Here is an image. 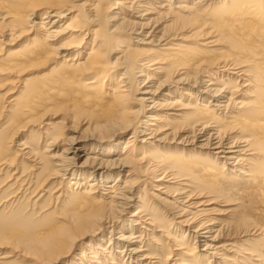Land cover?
<instances>
[{
	"label": "bare ground",
	"instance_id": "6f19581e",
	"mask_svg": "<svg viewBox=\"0 0 264 264\" xmlns=\"http://www.w3.org/2000/svg\"><path fill=\"white\" fill-rule=\"evenodd\" d=\"M216 2L221 4L217 13L201 16ZM82 12L89 24L86 33L83 24L74 23ZM111 49L116 52L113 61L107 56ZM32 71L40 74L27 75ZM222 77L239 87L226 91L219 83ZM135 85L141 96L129 98ZM0 89L6 96L0 106V184L28 181L27 176L20 179L25 169L19 170L18 156L46 171L31 197L54 176L59 180L46 183L55 186L49 195L69 192V200L72 194L71 206L61 212L63 222L30 235L0 233V243L11 244L17 256L32 264L92 262L94 247L83 242L98 240L99 232L126 221L120 213L136 201L129 225L118 235L123 242L137 244L135 238L147 235L141 223L154 222L139 215L143 209L156 216L169 213L167 222L184 226V234L192 228L189 253L167 236L173 243L167 242L171 251L164 260L171 264H189L179 254L198 262L208 254L209 262H232L235 253L246 252L236 237L263 238L264 226L250 223L255 215L264 221V0H0ZM131 100L139 107L133 108ZM57 110L91 119L87 127L92 132L72 129L58 145L59 135L49 133L55 117L49 112ZM32 130L41 145L28 137L14 143ZM166 141L178 151L159 149ZM11 145L14 153L8 154ZM190 152L202 156H182ZM134 163L143 165L134 169ZM131 168L157 174L152 186L157 192L151 195L163 208L153 209L149 199H140L137 191L142 189L132 182ZM68 177L70 188L76 187L60 192V179ZM235 177L243 184L234 189L238 194L261 190L262 209L239 217L232 207L215 208L224 202L222 194L231 200L235 184L231 188L226 182ZM134 225L142 232L134 234ZM157 227L154 223L151 232H163ZM80 244L85 250L75 253ZM144 250L123 245L115 253L125 252L132 263H161ZM245 254L264 264V248Z\"/></svg>",
	"mask_w": 264,
	"mask_h": 264
},
{
	"label": "rangeland",
	"instance_id": "374dc122",
	"mask_svg": "<svg viewBox=\"0 0 264 264\" xmlns=\"http://www.w3.org/2000/svg\"><path fill=\"white\" fill-rule=\"evenodd\" d=\"M220 5L221 4H218L217 2H216V4L212 3L210 6L207 7L206 12L205 11L202 12L201 16H204L205 14L206 15L207 14L212 15V14H214L213 12L217 13V11L220 10V8H219V7H221ZM106 13L110 14L111 12L105 11V14ZM80 15L81 16H79V17H75L74 23L75 24L80 23L81 25L83 24L84 26L81 29L84 31L83 33H86L87 28L89 26V24L88 25L85 24L86 23V14H85V12H82ZM125 18H129V16H127V14H125ZM129 19H132V18H129ZM169 30L171 31V33H173V34L175 33V30H173L172 28H169ZM184 33H186V32L184 31ZM131 37H132L133 41H136L135 39H138L137 34H132ZM98 39H100V37ZM24 42L25 41L22 40V42L21 43L18 42L19 44H17V45L20 46ZM174 42H176V41L172 40V43H174ZM128 43L129 42L125 40V43H123V44L130 45ZM114 46H116V45H114ZM9 47H14V46H9ZM115 48H117V47H115ZM152 55H153V53H152ZM107 56H108V58H110L113 61L114 57L116 56V52L111 49ZM107 70H109V68H107ZM110 72H112V71H110ZM134 72H136V71H134ZM118 73H119V71L117 72V74ZM38 74H40L38 71H32V72L27 73V75L32 76V77L36 76ZM161 78H164V77H161ZM38 80H40L39 77H38ZM115 80H117V76H115ZM219 83L226 86V88H225V89H227L226 91L231 90L234 87H239L238 85L235 84V82L233 80H231L228 83V81L225 80V77H222V80H220ZM150 84L151 83H149L148 85H150ZM221 86L222 85H218V87H220V88H221ZM3 87H8V85L5 84L4 86H2V88ZM4 91L5 90L2 91L0 89V106L1 107L5 105V100H6V96L4 95ZM133 94L134 95L129 96V98H132L135 96L138 98L139 96H141V94H138V92H137V86L136 85L133 86ZM224 94L229 95V92H225ZM130 103H131L130 105L133 106V108L139 107V105H138L139 102H137L135 100H131ZM39 110H41V109H39ZM168 112H171V111L167 110V113ZM49 113H50L49 115L55 116V117H53V119L51 121L49 133H55V134L59 135L58 145H62L65 142V137L69 136L72 133L71 132L72 129H74V130L79 129L80 131H83V129L85 127H87L89 123L91 124V122H92V120L87 118V117L72 118V116H70L67 112H65L63 110H57L55 113L53 111H50ZM3 116H4V113H3ZM48 117H50V116H48ZM34 125H36V124H34ZM71 125H75L76 128H72ZM39 127H42V125L40 124ZM88 128L89 127L85 128L84 130H86ZM34 129H36V128H34ZM91 130H92V126H90L88 133H91L92 132ZM130 131L125 132L123 139L125 138V136ZM33 133L34 132L32 130V132H27L24 135H22L21 137H16L14 140V143H17V141L20 140L22 137L31 138L30 141H32L33 143L37 142L36 138L35 139L33 138L35 135ZM40 141H41V138L37 142V145L40 144ZM92 142H97V141H90L89 143H92ZM104 143H106V142H104ZM164 143H165L164 145H166V146H163V147L160 146L162 148H159V149H167L169 152L178 151V149H179V147H177V146H175V147L169 146V145H171V143H174V142L166 141ZM98 144H101V143H98ZM122 145L123 144H121L119 146V148H120L119 150L122 149L121 148ZM35 146H36V144H35ZM13 149H14L13 145H11L8 149V154H13L14 153ZM84 152H80L81 155L85 154ZM141 155H142V153L140 151L138 153V156L140 157ZM185 155H188V156L190 155L191 157L202 156V155L196 154L195 152H190L189 154H184L182 156H185ZM17 159H18V164L20 161V165H21L19 170L21 171V169H23V168L25 169V171L23 172L24 176L21 177L20 179H22V178L25 179V176H27L28 181L27 182L24 181L21 183L20 180H17L14 184L10 185L12 182H14V180H11L9 182L7 180H5L4 182H2L0 184V233L5 232V231H9V232H18V233L24 234V235H30V234H33V233H36V232L42 230L44 226H54L56 224L63 222L64 216L61 214V212L63 211L64 208L68 209V207L71 206L70 202H71V195L72 194H70V199L68 200L67 197H69V194H68L69 192L63 193L62 191L65 190L66 187L68 190L69 189L72 190L76 187L75 185H72V188H70V185H69L70 179L69 178H71V177H68L67 179H60L61 183H60V186L58 189H60V192H62V194L58 197H57V195L59 194V192L52 193L51 195H49L55 186L53 188L52 187L48 188L49 185L48 184L46 185V183L50 180L51 181H53L55 179L59 180V178L56 176H54V178L48 177L47 180L41 186V188L43 190L42 189L37 190L38 192H36L34 195H36L37 193L38 194L34 197H31L35 184L39 180L44 178L43 175L46 171L44 172L42 170L41 171L39 170V168H41L40 164H35L36 166H32L30 164L32 162H30L27 159L20 160L21 157H18V156H17ZM17 159H16V162H17ZM45 159H48V156ZM82 159H83V156H80L79 161L81 162ZM40 162L43 163L44 161L41 160ZM137 165L142 166L143 164L134 163L131 165V167L135 169L137 167ZM134 169L130 170V172L132 173L131 179H132L133 183H137V185H138L137 189L138 188L142 189V192H139V190L137 191L139 193V195L142 197L140 199H149L148 200L149 203L151 202L153 204V206H152L153 209H155L157 207L161 209L162 205L155 203L153 201V198L151 195V193L157 192L152 188V186L157 184V182H155V179H154L157 174H155V173L152 174V173L144 172V171L138 172ZM218 169H221V168H218ZM123 174H125V172ZM233 179H234V182H232V181H231V183L226 182V184H228L231 188H233L232 184H235L233 191L230 193V195H232L231 200L226 201L224 195L222 194L221 196L223 197L222 200L224 202H217L220 204H216L217 207H215V208L218 209V208H224V207L225 208L232 207V209L233 208L235 209V213L239 217L247 216L250 213L252 214L253 209H262V206H263L262 205L263 202H261L262 201V194L259 193L261 190H258L254 193L238 194L237 190H234V189L242 187L243 184H242V182H240L239 178L235 177ZM56 185H58V184H56ZM45 190L48 191L47 194H46ZM71 190H69V191H71ZM78 190H79V188L76 189V191H78ZM39 195H42V197L38 199ZM160 195L165 196V194H163V193H160ZM72 197H75V195H73ZM76 197H79V196H76ZM35 199H37V200L34 201ZM138 204H139V202L136 201L135 204L132 203L131 205H125L124 211H122V213H120V214H121L122 219L126 218V221L123 219L122 221L120 220V222H118V223L114 222V223H116L117 227L116 226L115 227H108L106 230L99 232L98 237H97L98 240H96V238L92 237V238H88L85 242H83V244L93 245V247H94V249L90 250L91 253H93V255H94V258H92L94 260L90 259V261H92V262H89V260H88V262H87V260L86 261L82 260L83 264H96L95 263L96 261H99L101 264H110L109 263L110 260H112L113 263H115V264H143V263H138L137 260L134 261L133 263L129 262L127 260L128 257L124 256L125 252H123L121 255L115 253V250L120 249L123 245H127V247H132V248L135 245L138 247L141 246L143 249H145L143 251V253L147 252L148 255L157 256L161 262L159 264H171L172 260H166V261L164 260L167 252L171 251L170 247L167 244V242H170L169 239H167V236L170 237L171 240L174 242V243L170 242V244L171 243L181 244L180 246H182L183 250H186L185 253L191 252L189 246H192L193 242H194V238L192 236L193 233H191L192 228L188 229L187 234H184L183 230H181V229H186L184 226H180L179 224H177L173 220L170 222H167L168 219H170V217H171V215L167 212H164V214H162V216L160 215V213L156 216L152 213L151 210H144L143 209L142 212L139 213V215H141V214L145 215L144 218L150 217L152 219V221L156 224V226H161V227H157V228L163 229L162 230L163 232H158L155 230L154 231L152 230V232H151V228H153L154 223L153 224H147V223H144L140 220L139 222H142L141 225H143L147 229L145 231H148L147 235L140 234L139 236L141 237V239L139 237L135 238L133 241H136L137 244H135L134 242L127 243V242L121 241V239L118 238V235L125 232L122 229L126 228L129 225V221H127V219L129 218V220H130V218H132L130 215L133 211L136 210ZM224 205H226V206H224ZM162 210H164V209H162ZM162 210H160V212ZM143 213H145V214H143ZM120 214H117V216H120ZM159 215L161 217L160 219L158 217ZM208 215L210 217L211 213H209ZM214 215H216V214H214ZM220 217H222L223 221L225 219H227V218H225V216L223 214L220 215ZM153 219H155L156 221ZM148 221H150V220H148ZM164 222H167V223L165 224ZM253 222H255V223H253ZM114 223H113V225H114ZM169 223H171V224H169ZM168 224L170 225L171 228L167 227V226H169ZM250 224H258V225L264 226L263 225L264 221L260 220V218L257 217V215H255V218L251 220ZM163 226H164V228H163ZM176 226H177V228H176ZM134 227H135V230L132 231L134 234H139L140 232H142V230L137 228L138 226L134 225ZM117 228H119V229H117ZM166 228H168V229L165 232ZM178 228H180V229H178ZM137 229L139 230V232H137ZM116 230H118L119 233H115ZM124 234H126V233H124ZM150 238H152L154 240V242ZM263 238H264V236H263ZM263 238H261L260 235H256V234L245 235L243 237H236L237 240L241 239L244 242V244L243 243H241V244L243 245L242 246L243 251H246V252H247V249H262V248H264ZM109 239L111 241V244H108ZM140 240L142 243H139ZM95 242H97V244H94ZM81 244H80V246L77 247L78 250L76 249L75 253H78L81 249L85 250L83 248V245H81ZM128 244L130 246H128ZM94 245H97L100 249H103L106 252L105 253L100 252V249L99 248L95 249ZM173 247H177V246H173ZM201 247L202 246L197 247V252L200 251ZM12 248H13V246L9 243H0V264H32L31 262L28 261V259L24 258L23 256H20V255L17 256L16 252L12 251ZM19 250L20 249L17 248L18 252H19ZM246 252H244V253L241 251L237 252L233 255L234 257L231 256L232 262L228 261L227 263L224 262L221 264H257V261H255L254 256L252 254L251 255L245 254ZM99 253H101V254H99ZM100 255H103V258H99V257H101ZM195 255H198V254H195ZM75 256L79 258V255L76 254ZM210 256L211 255H209V254L206 255L205 257L202 258V260H199V262H200L199 263L196 260L195 261L192 260L191 257L188 256L187 254H182V255L179 254L178 255V257H180V259H185L186 261H189V264H211V263L216 264L213 262H209L211 260ZM109 257H110V259H109ZM172 257L176 258L177 256L176 257L172 256ZM102 259H105V260L103 261ZM212 259L215 260V258H213V257H212ZM75 262L77 263L76 260H75Z\"/></svg>",
	"mask_w": 264,
	"mask_h": 264
}]
</instances>
